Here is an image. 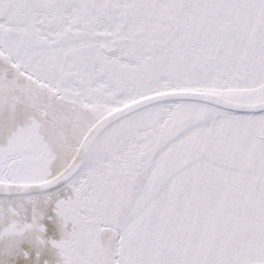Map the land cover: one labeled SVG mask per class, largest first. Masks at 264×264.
Instances as JSON below:
<instances>
[{"label":"snow or ice","instance_id":"snow-or-ice-1","mask_svg":"<svg viewBox=\"0 0 264 264\" xmlns=\"http://www.w3.org/2000/svg\"><path fill=\"white\" fill-rule=\"evenodd\" d=\"M0 264H264V0H0Z\"/></svg>","mask_w":264,"mask_h":264}]
</instances>
